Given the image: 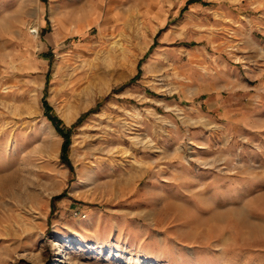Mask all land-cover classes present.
<instances>
[{
	"label": "rangeland",
	"instance_id": "374dc122",
	"mask_svg": "<svg viewBox=\"0 0 264 264\" xmlns=\"http://www.w3.org/2000/svg\"><path fill=\"white\" fill-rule=\"evenodd\" d=\"M210 2L0 0V264H264V0Z\"/></svg>",
	"mask_w": 264,
	"mask_h": 264
},
{
	"label": "crops",
	"instance_id": "0c3cea01",
	"mask_svg": "<svg viewBox=\"0 0 264 264\" xmlns=\"http://www.w3.org/2000/svg\"><path fill=\"white\" fill-rule=\"evenodd\" d=\"M202 1H204V2H208L209 4L211 3L210 1H213V0H202ZM194 5H198V3H195ZM233 5V4H232ZM221 9L223 10V11H226L228 14H231L232 16L234 15V14H239L238 13V11L237 12H235V13H233V10L232 9H229V8H226V6H221Z\"/></svg>",
	"mask_w": 264,
	"mask_h": 264
},
{
	"label": "bare ground",
	"instance_id": "6f19581e",
	"mask_svg": "<svg viewBox=\"0 0 264 264\" xmlns=\"http://www.w3.org/2000/svg\"><path fill=\"white\" fill-rule=\"evenodd\" d=\"M92 2V1H91ZM90 2V3H91ZM99 2H103V0H99ZM90 3H89V5H90ZM88 6V5H87ZM98 9H99V6H97L96 7V11H95V13H94V15L93 16H90V15H87V16H90V18H92L93 20H95L96 18H97V13H98ZM101 11V10H100ZM34 30H36V28L34 27V28H31L30 29V31H34ZM80 51H82V50H80ZM92 80V79H91ZM93 84V83H92ZM88 85V84H87ZM84 87V86H83ZM90 87V86H89ZM74 97H76V96H74ZM67 99V98H66ZM89 180H91V178L89 177Z\"/></svg>",
	"mask_w": 264,
	"mask_h": 264
},
{
	"label": "trees",
	"instance_id": "16d2710c",
	"mask_svg": "<svg viewBox=\"0 0 264 264\" xmlns=\"http://www.w3.org/2000/svg\"><path fill=\"white\" fill-rule=\"evenodd\" d=\"M57 129L62 132V130H60V128L58 126H57ZM65 143H67V140L65 141Z\"/></svg>",
	"mask_w": 264,
	"mask_h": 264
}]
</instances>
